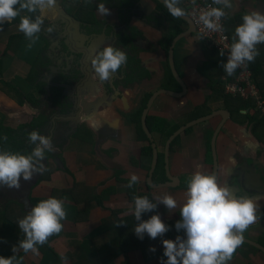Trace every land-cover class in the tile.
<instances>
[{
    "label": "flooded vegetation",
    "instance_id": "obj_1",
    "mask_svg": "<svg viewBox=\"0 0 264 264\" xmlns=\"http://www.w3.org/2000/svg\"><path fill=\"white\" fill-rule=\"evenodd\" d=\"M249 1L254 4L253 9L258 10L256 3L264 0H232L233 8L226 11L229 16L242 21V15L250 12ZM101 2L106 4L110 14L102 16L97 12V5ZM181 5L186 9V14L179 19L170 15L163 0H56V7L46 14L33 13V19L37 14L44 15L43 29L52 26L53 31L42 30L38 34L37 42L41 41V47L38 56L32 60V83L28 81L29 94L32 93V131L37 130L49 136L52 143L58 136L67 140L68 135L76 132L78 141L92 144L94 141H115L120 138L117 118L127 126L130 136L134 134L135 140L141 139L145 132L143 116L146 111V126L152 135L161 134L171 138L176 131L195 120L196 109L192 108L184 109L177 119H171L166 112L163 120L162 116L153 114L161 95L170 96L166 91L178 94L179 101L184 97L190 100V89L181 72V65L192 56L201 53V74L196 76L201 81L205 80L203 74L209 78V72L205 73L208 67L216 71L220 63L219 59L210 60L214 51L209 47L202 46V50L198 51L197 38L190 40L193 49L190 44H184L183 51L179 43L173 45L181 33L189 35L188 38H193L196 33L188 12L191 2L187 4V0H181ZM259 11L264 12L263 7ZM16 37L27 40L21 33ZM107 45L124 50L127 61L107 81L93 79L91 59ZM212 84L211 90L205 87L199 90L201 94L195 91V95L203 96L205 93L206 101L213 95L218 96L221 88L217 81ZM124 100L128 102V108L124 107L120 113L117 106ZM223 102L224 109L218 108L217 111H227L229 119L240 124L238 127L243 129L248 140L238 152L229 156L231 161L234 159L237 162V167L224 181L220 176L224 166L223 152L230 145L215 146V155L212 149L209 151L207 161L213 162L215 167L212 165L207 171L215 172L235 195L258 197V219L244 232L243 243L228 264H264V126L251 121L248 111H234V101L231 110ZM158 129L162 132H158ZM193 131L192 126L182 132L188 135ZM206 132L208 129L204 132L205 137ZM181 133L171 142V147L180 141ZM34 147L32 144V149ZM2 148L10 150L0 144V150ZM53 153H45L42 161L44 168L46 162L53 156L55 158ZM165 166H162L163 171L156 175L157 178L166 176ZM45 173L44 170L34 174L32 182L35 176L36 181L40 176L42 181ZM119 173L114 171L111 176ZM40 180L32 186V193L36 191ZM7 188L0 186V194L3 195ZM162 208L168 210L165 205L157 203L156 209L161 219L166 223L167 218L170 221L166 224L175 225L180 213L177 211L176 215L174 211H169L163 216ZM243 249H247V253Z\"/></svg>",
    "mask_w": 264,
    "mask_h": 264
},
{
    "label": "crops",
    "instance_id": "obj_2",
    "mask_svg": "<svg viewBox=\"0 0 264 264\" xmlns=\"http://www.w3.org/2000/svg\"><path fill=\"white\" fill-rule=\"evenodd\" d=\"M189 2L190 0H187V4ZM208 2H212V0ZM249 3V11L254 10V4L251 1ZM229 15L228 13L227 17L234 18ZM241 22L237 23L232 29H235ZM18 24L19 20L14 19L12 22L0 25V124L13 129H18L26 124L32 125V93L29 94L28 85V81L32 77V63L30 58L29 63L26 56V54L32 53V48L27 47L28 40L16 37L21 33L17 31ZM11 30L15 31L9 32ZM188 37L189 35L181 33L175 39L177 40L175 44V40L173 41V45L179 43L178 46H181L180 50L183 51L184 44H190L191 39L197 38L198 51L202 50V46H206L197 37L196 33L193 38ZM190 46L191 49L194 48L192 41ZM200 54L192 56L187 63L181 65V72L190 89V100L184 97L179 101L178 94L168 91L171 97L162 94L161 99L154 107L153 114L156 113L162 116L163 120L166 112L171 119H177L182 115L184 109L189 108L190 110L192 108V110L196 109L194 112L195 120L208 115H212V117L206 121L193 124L194 131L188 134L189 136L182 132L180 141L173 147L170 144L168 153H166L167 144L171 138L161 134H151V138L145 131L141 139L137 138L135 140L134 134L130 136L127 126L119 118L116 119V122L120 138L115 141L82 143L77 140L76 134L73 137L67 136L69 142L66 138H59V136L55 138L53 143L55 158L53 156L50 161L46 162V173L41 181L42 183L36 187V191L32 193L31 187V201L32 197H50L53 194L58 197L62 192L59 191L60 189L71 190L76 183H84V187L91 186L96 195L109 193V196L108 198L103 196L102 205L89 199L75 203L71 195L70 198L65 199L67 217L62 221L64 227L57 234V238H60L56 240L55 245L61 254L69 251L67 261L59 260L54 252L48 250L40 259H36L32 255L29 256L26 259L27 263L123 264L125 260L129 261V264H159V258H165L162 242L149 243L145 240L140 248H133L135 249L133 254L128 253L126 256L121 249V237L116 234V231L121 226L120 220L132 214L133 203L130 201V192L127 188V181H129L130 176L133 173L138 175L139 183H137L136 189L139 190V187H141L140 192L145 191L144 188L147 187L148 191H151L152 197L162 195L165 192L173 195L178 203L176 209L172 211L177 215V211H180V206L184 200L188 178L198 167L207 171L208 168L214 165L213 162L207 161L209 151L212 149L215 155L217 150L215 146L219 148L226 144L230 145L223 152L224 166L221 169L220 176L224 181L237 167V162L234 159L231 161L229 156L233 152L234 154L238 152L240 146L248 140L243 129L238 127L240 126L238 122L231 121L229 119L230 115L224 119L220 115L221 113L217 111L218 108L224 109L222 106L224 105L223 100H215L219 97L213 95V98L206 101L205 93L203 96L195 95V91L201 94L199 90L205 87L206 90H211L214 86L212 83L215 81L218 83V80L221 81L220 78L223 74V70L217 69L215 71L208 67L205 73L209 72V78L203 74L205 80L196 79V76L201 74L199 72ZM221 58L222 56L215 51L210 60L219 59L221 61ZM181 94L185 95V93ZM124 107L128 108V102L125 100L118 104L117 110L122 113ZM197 115L201 116L196 118ZM206 129H208V132H206L207 136L205 137L204 132ZM158 132H162L161 129H158ZM172 133L174 134V132ZM173 136L172 142L177 137L173 138ZM248 137L252 138L250 135ZM166 140L168 141L166 142ZM153 145L157 148L158 156H155ZM146 149L148 152H143ZM164 156L166 159H164ZM161 165H166V176L157 178L156 175L163 171ZM114 171L120 173L117 176H111L114 175ZM40 179L41 176L38 181ZM54 188L57 191H53ZM161 212L163 216H166L169 210L162 208ZM165 220L170 221L167 218ZM138 240L135 232H131L127 243L134 245ZM18 243L14 245H18ZM152 247L155 248V251H151ZM243 251L247 253V249H243ZM22 252V250H18L16 254ZM34 259H36L35 262Z\"/></svg>",
    "mask_w": 264,
    "mask_h": 264
},
{
    "label": "clouds",
    "instance_id": "obj_3",
    "mask_svg": "<svg viewBox=\"0 0 264 264\" xmlns=\"http://www.w3.org/2000/svg\"><path fill=\"white\" fill-rule=\"evenodd\" d=\"M190 2L196 5V0ZM163 4L173 18L179 19L186 14V9L180 6L181 0H163ZM55 7L56 0H0V25L19 17L18 30L29 41L27 47L31 48L42 30L53 31L52 26L43 29L44 15L37 14L33 19L32 14H46ZM232 8V0H212L211 5L198 9V19L203 29L222 32L221 20L228 16L226 10ZM194 10L197 9L194 7ZM97 12L102 16L110 14L103 2L98 3ZM260 44H264V12L252 10L244 13L242 22L235 27L227 61L222 63L224 72L231 76L237 68L254 62L259 55L257 45ZM219 55L223 56L224 52L221 51ZM126 61L124 50L112 45L105 46L91 59L93 79L107 81ZM28 139L35 145L30 154L0 150V186L19 189L21 179L31 181L34 174L45 170L42 161L46 152L54 151L52 139L37 130L31 131ZM137 183L139 177L133 173L127 186L132 188ZM257 200L258 197L235 195L215 172L198 167L187 180L179 211L180 219L175 223L176 230H183L184 236L177 235L174 240L163 239V256L166 260L162 258V264H228L243 243L244 232L258 219ZM157 203L172 211L178 202L168 192L153 199L148 195L134 196L131 211L138 221L134 227L138 238L143 239L146 233L151 239H156L169 231V226L159 213L142 219V214L153 211ZM66 217L63 199L50 196L40 200L23 218L18 219L17 224L24 233V239L13 246V255L0 256V264H18V250L38 255V246H43L51 236L63 230L62 221ZM151 251H155V248L152 247Z\"/></svg>",
    "mask_w": 264,
    "mask_h": 264
},
{
    "label": "trees",
    "instance_id": "obj_4",
    "mask_svg": "<svg viewBox=\"0 0 264 264\" xmlns=\"http://www.w3.org/2000/svg\"><path fill=\"white\" fill-rule=\"evenodd\" d=\"M225 19H226V22H225L226 32L228 33L230 40H232L233 42V36L235 35V29H232V28L237 23L240 22V18L226 17ZM16 20H19V17H17ZM257 48L259 51V55L255 58L254 62H250L248 63V65L252 69L254 82L258 86L260 93L264 98V44L257 45ZM223 62L224 60L221 58L219 65L222 70H223L222 68ZM218 85L221 88V90H220V94L218 95L219 98H216L215 100L225 101L228 105V109L230 110H231V103L232 101H234L235 102L234 111L243 110V109L247 110L249 113H251V118H250L251 121L257 122L260 126H264V113L262 114L260 111H255L254 110L255 105L253 103L245 101L244 99L239 98V97L233 98V97L226 95L224 92L222 82L219 80H218ZM198 116L199 115H197L196 117ZM31 131H32L31 124L23 125L19 127L18 129H13L11 127H7V126H4L3 124H0V144L2 146L8 147V149H10L9 151L20 152L22 154H30L32 151V144L29 142L28 135ZM2 150H6V149L2 148ZM128 182L129 181H127V183ZM41 183L42 182L40 180L39 185ZM84 186H85L84 183L82 184L76 183L73 189L71 190L60 189L59 191H62V192L60 193L58 197L55 194H53L52 196L60 198V199L63 198L65 200L67 198H70L69 196L71 195L75 203L81 200L89 199L91 201H97V203H99L100 205H102V202L104 201V197L108 198L109 196V193H106L104 195L102 194L96 195L94 193L95 190L91 186H86V187ZM136 187H137V184L134 185L132 188H128L130 192V201L132 203H133L134 196H137V195H140V196L148 195L150 199H153L151 191H148L147 187L144 188L145 191L143 192H140L141 187H139V190H137ZM6 191L7 193H9V195L3 193V195L0 196V256L9 257L14 254L12 251L14 244L18 243L21 239H24V233L21 232V230L19 229L17 221L18 219L23 218L28 213V211L25 209V205L23 203L19 202L17 199H14L10 195L9 188H7ZM53 191H57V189L54 188ZM104 191H108V190H104ZM46 198L48 197H40V198L32 197V203L35 205L40 200L46 199ZM155 213H157L156 208L151 212L143 213L142 219H148L151 215ZM120 221H121V226L116 231V234L119 237H121L120 245H121V249L125 256L128 253L133 254L135 252V249L140 248L141 244L144 243L145 240H147L149 243L162 242L163 239H175L177 235L182 236V234H184L183 230H181L180 232H177V231L175 232L176 230L175 225L170 226L169 224H167L169 226V231H167L163 236H158L156 239H151L145 233L143 239H140L136 235V237L139 240L136 242V244L129 245V243H127L128 238L130 237V233L134 232L133 228L135 227V224L138 223V221L135 220L133 213L128 217L122 218ZM57 236L58 235L51 236L47 243H45L43 246H38L39 248L38 255H34L32 253L25 254L24 252L16 254L18 264H29L27 263L26 259L31 255L32 257H36V259H40L43 257V254H45V252H48V250H51L52 252H54L56 257L59 260L64 261V262L67 261L68 259L67 255H69L70 253L69 251H66L65 254H61L58 252L55 242L60 237L57 238ZM62 256L64 257L63 259H62ZM162 258L163 257L159 258L160 260L159 264H162ZM36 259H34V262L36 261ZM163 259L166 260V257ZM30 261L33 262L32 259H30ZM123 262H124L123 264H129V261L124 260Z\"/></svg>",
    "mask_w": 264,
    "mask_h": 264
},
{
    "label": "built area",
    "instance_id": "obj_5",
    "mask_svg": "<svg viewBox=\"0 0 264 264\" xmlns=\"http://www.w3.org/2000/svg\"><path fill=\"white\" fill-rule=\"evenodd\" d=\"M211 3L212 2L204 0L197 1L195 6L192 5L189 8L188 12L191 18L193 19L197 37L201 39L207 47L216 51L218 54L223 51L224 55L222 57L226 62L230 46L232 44V40H230V37L226 32L225 18L221 20V23L223 25L222 32H211L206 29H203V26L198 19V9L207 7L211 5ZM194 7L197 10H194ZM220 80L222 82L226 95L236 98L239 97L244 99L245 101L251 102L255 105V110L264 113V98L261 95L258 86L254 82L253 72L248 63L237 68L235 73L231 76L223 72Z\"/></svg>",
    "mask_w": 264,
    "mask_h": 264
},
{
    "label": "water",
    "instance_id": "obj_6",
    "mask_svg": "<svg viewBox=\"0 0 264 264\" xmlns=\"http://www.w3.org/2000/svg\"><path fill=\"white\" fill-rule=\"evenodd\" d=\"M258 10L260 9V7H263L264 9V1H261L260 3H256ZM12 22V21H11ZM177 40L174 41V44ZM172 53V52H171ZM172 56V55H171ZM179 79V78H178ZM166 93H169L168 91H166ZM219 113H221L220 115H222L224 117V119H226L227 116H229V113L227 111H219ZM146 115H147V111L144 113L143 116V123L145 125L144 129L146 131V133L148 134L149 137L152 138V135L150 133V131L148 130L147 126H146ZM212 117V115H208L206 117L194 120L193 122L189 123L187 126H185L184 128H182L180 131H178V133H176L173 138H175L178 134H180L182 131H184L185 129H187L188 127L192 126L193 124H197L199 122H203L206 121L208 119H210ZM76 134V132L70 134L69 137H73ZM246 139V138H245ZM171 139L169 140L168 144H167V150L166 153H168L169 151V147L171 144ZM247 140V139H246ZM154 149H155V156H158V151L157 148H155V145H153ZM36 176L34 181H24L23 179H21L20 181V188L19 189H15V188H9L10 190V195L14 198L17 199L19 202L23 203L25 205V209L29 212L30 209L33 207L32 201L29 198L30 192H31V187L34 186L36 184ZM15 190V191H14ZM155 196H153L154 198Z\"/></svg>",
    "mask_w": 264,
    "mask_h": 264
},
{
    "label": "rangeland",
    "instance_id": "obj_7",
    "mask_svg": "<svg viewBox=\"0 0 264 264\" xmlns=\"http://www.w3.org/2000/svg\"><path fill=\"white\" fill-rule=\"evenodd\" d=\"M15 30H11V31H9V32H14ZM17 31H19L18 30V28H17ZM21 35H23L24 36V34L21 32ZM40 47H41V41L40 42H38L37 43V40H36V42L32 45V53H30V54H26V56L28 57V60H29V58L31 59V63H32V60L36 57V56H38V54H39V50H40ZM28 52V51H27ZM208 54H210V53H208ZM211 58V57H210ZM223 58V57H222ZM223 60H224V58H223ZM225 61V60H224ZM29 63H30V60H29ZM218 69H220V70H222L221 69V67L220 66H218ZM20 81V80H19ZM32 81V80H31ZM28 85H29V83H28ZM30 86V85H29ZM30 89H31V87H30ZM44 169H46V168H44ZM3 193H5V194H7V195H9V193H7V191H3ZM1 196H2V194H0ZM62 198V197H61ZM63 199V198H62ZM2 200H4V199H2ZM64 200V199H63ZM99 204V203H98ZM100 205V204H99Z\"/></svg>",
    "mask_w": 264,
    "mask_h": 264
}]
</instances>
